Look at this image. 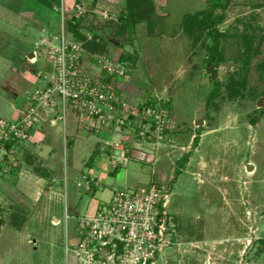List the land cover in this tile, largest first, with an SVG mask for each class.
Returning <instances> with one entry per match:
<instances>
[{
  "label": "rangeland",
  "instance_id": "1",
  "mask_svg": "<svg viewBox=\"0 0 264 264\" xmlns=\"http://www.w3.org/2000/svg\"><path fill=\"white\" fill-rule=\"evenodd\" d=\"M90 1L82 2V27L89 30L84 46L103 45L109 55L132 56L134 65L113 85L126 106L123 112L151 106L163 112L167 127L143 116L127 125L122 113L123 124L90 130L80 128L69 111L65 131L42 114L50 151L38 150L39 141L31 143L36 130L28 140L11 142L9 150L0 142V264H75L66 249L77 238V219L91 199L107 202L113 188L125 189L109 177L123 168L113 158L119 143L125 164L134 163L141 175L128 189L155 186L169 194L167 212L176 236L155 264H264V0H165L166 15L154 10L149 26L143 22L123 35L118 25H124L119 19L124 0L116 6ZM29 2L23 10L27 6L37 22L44 21L48 10ZM213 6L207 22L195 20ZM11 12L0 7V119L10 122L36 89V72L49 70L43 55L30 61L44 28L27 24L20 30L4 19ZM65 12L67 22L71 7ZM57 23L48 30L57 31ZM93 29L106 30L107 38ZM82 70L101 75L89 53ZM241 81L244 87L236 83ZM71 133L80 141L75 144L74 136L73 148ZM96 158L105 165L93 175ZM34 170L47 173L45 187L38 185L31 194L24 182L20 190V174L35 175ZM8 175L16 181H7ZM84 177L99 183L93 198L83 194L95 193L91 183L89 190L78 186L86 184ZM53 185L60 195L48 198Z\"/></svg>",
  "mask_w": 264,
  "mask_h": 264
},
{
  "label": "built area",
  "instance_id": "2",
  "mask_svg": "<svg viewBox=\"0 0 264 264\" xmlns=\"http://www.w3.org/2000/svg\"><path fill=\"white\" fill-rule=\"evenodd\" d=\"M83 6L82 1L73 0L68 23L75 25L85 17ZM66 7V0H60L59 6L53 8L59 17L57 31L41 30L30 61L34 63L35 56L43 55L49 62V70L36 72L37 87L25 104L16 108L15 120L0 119L1 146L28 140L40 126L42 114L51 125H64L71 111L78 126L90 130L96 124L98 127L123 124L119 122L122 113L127 116V125H132L137 117H148L158 128L167 127L163 112L151 106L126 108L123 112L126 107L123 98L113 86L127 74V64L121 61L120 54L89 53L101 75L82 70V61L88 52L82 42L67 37ZM144 132L139 131V140L145 136ZM123 147L121 143L113 147L117 165L126 163ZM84 182L88 186H78L89 190L92 180L84 177ZM168 197L169 194L155 186L138 192L128 188L115 190L93 214L77 219V238L66 249L67 255L75 264H155L159 254L174 244L176 236V225L167 212Z\"/></svg>",
  "mask_w": 264,
  "mask_h": 264
},
{
  "label": "crops",
  "instance_id": "3",
  "mask_svg": "<svg viewBox=\"0 0 264 264\" xmlns=\"http://www.w3.org/2000/svg\"><path fill=\"white\" fill-rule=\"evenodd\" d=\"M26 1L27 2H29V1H32V2H35L34 0H0V7L1 8H3V9H5V10H7V11H12L11 12V15L12 16H8V17H10V18H6L5 16L6 15H3L5 18V20H8V22L10 23V24H12L13 26H20L19 28H20V30H23L24 31V27L28 24H31V25H34L35 27H41V28H47V29H49V26H51V27H53V28H55L56 27V23L58 22V14H56L53 10H49V9H47L48 11L45 13V15H44V21H42V22H40V21H36L35 19H34V17L32 16V15H30V14H28L27 13V9H28V7L26 6V8L27 9H25V10H23V8H24V6H23V4L24 3H26ZM80 1H82V2H86V3H91V1L90 0H80ZM106 2H104V3H107V4H111V3H116V4H113L114 6H116V5H121V0H105ZM72 2H73V0H66V4H67V7H71V5H72ZM124 2H125V0H124ZM152 2H153V6H154V10H155V12L157 11L158 12V10H160V15L162 16L163 14H165L166 15V11H165V0H152ZM30 3V2H29ZM35 4H37V5H39L37 2H35ZM40 7H43V6H41V5H39ZM45 8V7H44ZM46 9V8H45ZM26 12V13H25ZM19 21V22H18ZM57 21V22H56ZM22 24V25H20V24ZM58 24V23H57ZM89 31H87V33H88ZM93 33L95 34V35H97V36H100V37H102V38H107V32H106V30H104V29H93ZM30 55H28V57H29ZM27 57V58H28ZM27 58H26V60H27ZM26 64H27V62H26ZM28 65V64H27ZM23 73H25V70H23L22 71ZM25 104V103H24ZM65 126L66 125H63V131H65ZM48 128H50V127H48ZM36 133L33 135V137H32V144H33V142H35V141H39L38 143V145H37V149L38 150H40V151H44V152H46V151H50V150H52V145H51V143H49V140H48V138H47V136H46V134H45V132H46V128L45 127H38L37 129H36ZM53 135H54V133H53ZM74 136H75V134L74 133H71L70 134V140H69V144H70V147L72 146V148L74 147L73 145V140H74ZM76 137V136H75ZM77 138V141L75 140V144L77 143V142H80V141H78V136L76 137ZM72 139V140H71ZM32 144H27V146L25 147V148H30V146L29 145H31V146H33ZM42 146H44V148H42ZM76 147V146H75ZM95 147H96V145H95ZM95 147L92 149V151L95 149ZM77 149V148H76ZM46 150V151H45ZM91 151V152H92ZM92 155V153L90 154V156ZM90 156L88 157V159L90 158ZM99 161H101V159L100 158H96L93 162V164H94V168H92L90 171V174L91 173H93V175H95V172H96V169H98V167H104V163H102V164H99ZM100 166H99V165ZM125 165H127L126 167H124V165H122V169L120 170V172L118 173V174H116L115 176H109V177H112V178H115V177H117V183H119L120 185H122V188H128V187H130V186H134V184H133V182H136V180H137V177L138 178H140L141 179V175L140 174H137L136 172H135V169H136V165L134 164V163H127V164H125ZM94 170V171H93ZM105 174V173H104ZM103 173L101 174V175H104ZM105 175H107V173L105 174ZM8 177H11V178H5V179H7V181H16V177H12V176H10V175H8ZM93 177V176H92ZM37 179L40 181V182H38V184L36 185V184H32V182L34 181H37ZM19 180V179H18ZM44 179L43 178H41V177H38V176H36V175H31L30 173H21L20 174V181H19V183H20V185H18V188L21 190V188H23V186L27 189L26 190V192H28V193H30L31 192V194L33 193L34 194V192H35V190H36V186H38V185H41V186H39L41 189H43L45 186H44V182L45 181H43ZM92 180V182H91V188L92 187H94V189L96 190V189H99L98 188V184H97V182L95 181V183L93 182L94 181V179L92 178L91 179ZM26 184H25V183ZM28 182V183H27ZM24 183V184H23ZM36 183V182H35ZM21 184H23V186L20 188V186H21ZM132 184V185H131ZM14 185V184H13ZM16 188H17V186H16ZM34 188V189H33ZM58 189L59 188H55V186L53 185L52 187H51V189H49V196H48V198L50 197V198H55L56 196H58V195H60L59 194V191H58ZM84 190V189H83ZM115 190H117V188L115 189V188H113L112 189V192H111V196H112V193L115 191ZM39 191V190H38ZM26 192H22V193H26ZM37 192V191H36ZM97 192V191H96ZM96 192L94 193V194H92V193H83V194H86V195H88V196H90V197H94L95 196V194H96ZM93 195V196H92ZM104 202H97L96 200H93V199H91V202L88 204V208H87V211H86V214L85 215H89V214H93L96 210H97V208L101 205V204H103ZM52 222L54 223V224H57L58 222H59V220L57 219V218H55V217H53L52 218ZM4 230V227H2V229H1V233H0V237H1V235H2V231Z\"/></svg>",
  "mask_w": 264,
  "mask_h": 264
},
{
  "label": "trees",
  "instance_id": "4",
  "mask_svg": "<svg viewBox=\"0 0 264 264\" xmlns=\"http://www.w3.org/2000/svg\"><path fill=\"white\" fill-rule=\"evenodd\" d=\"M39 5L45 7L46 9L52 10L55 6H58L60 4V0H34ZM93 3H96L98 0H92ZM216 6L210 7L211 9L208 12H205L206 16L205 18H198L195 19L197 21H204L207 20V17L210 18L211 16H208L207 14H211ZM154 11V6L152 0H125V6L122 9L119 19L122 21L124 20V25L119 26L118 25V32L120 35H123L125 33V30L127 31V34L134 31V27L138 24H141L143 22L147 23V26H149V20L150 15H152ZM207 22V21H204ZM88 29L85 27H82V21H77L75 25L72 23L67 24V36L76 42H82L85 40V36L87 35ZM132 37V35H130ZM214 41L217 42L216 38H214ZM103 44L106 43V41L102 42ZM85 50L88 53H95V54H107V50L104 48L103 45H93L89 44L88 46H85ZM121 61L125 62L127 64V67L133 66L132 56L128 54L127 52H124L121 55ZM128 71V70H127ZM238 86L244 87V81L236 82ZM3 146L6 149L12 148V143H6L3 144ZM36 176L41 178H47V173L44 170H34L33 172ZM92 191L95 192L94 187H92ZM1 220H0V227H1Z\"/></svg>",
  "mask_w": 264,
  "mask_h": 264
}]
</instances>
